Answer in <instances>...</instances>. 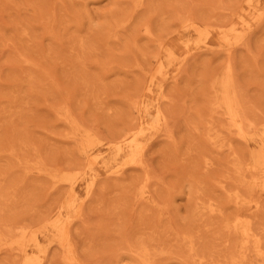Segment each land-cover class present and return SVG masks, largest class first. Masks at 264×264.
<instances>
[{
    "label": "rangeland",
    "instance_id": "1",
    "mask_svg": "<svg viewBox=\"0 0 264 264\" xmlns=\"http://www.w3.org/2000/svg\"><path fill=\"white\" fill-rule=\"evenodd\" d=\"M0 264H264V0H0Z\"/></svg>",
    "mask_w": 264,
    "mask_h": 264
}]
</instances>
